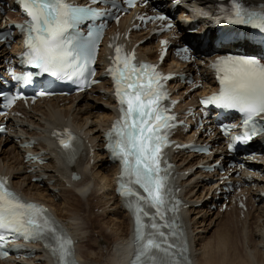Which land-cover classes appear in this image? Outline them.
Masks as SVG:
<instances>
[{
	"label": "snow or ice",
	"instance_id": "1",
	"mask_svg": "<svg viewBox=\"0 0 264 264\" xmlns=\"http://www.w3.org/2000/svg\"><path fill=\"white\" fill-rule=\"evenodd\" d=\"M98 0H93L97 3ZM28 17L25 25H19L26 34V52L21 57L24 64L36 69L35 75H48L57 80L82 78L85 87L98 83L90 77L96 75L90 67L95 63L97 42L101 32L89 31L82 37L79 26L98 13L91 7H78L67 0H19ZM258 7L264 9V4ZM216 23L240 26L226 30L217 37L219 43L238 47L249 45L247 27L264 33V10L253 11L244 0H231V6L220 8ZM142 19V18H141ZM165 21L167 17H155ZM172 25L168 24L171 29ZM10 35V33H9ZM167 44V41H163ZM113 67L108 69L115 85V97L120 105V119L107 133V146L111 158L118 160L121 173L118 177V194L134 220L135 253L131 264H191L187 255V243L174 241L183 237L177 226L168 223L167 212H177V201L171 208L168 176L161 167L162 150L169 141L167 132L176 125L175 115L168 113L163 101L167 91L162 81L170 79L156 71V66L135 62V52L121 55L115 47ZM188 52V48L181 49ZM164 53L161 54L163 60ZM187 58V57H186ZM264 49L260 52L219 55L211 64L219 84L217 93L202 99L204 106L234 110L243 116V133L234 138L246 143L256 135H264V127L257 118L264 120ZM18 83H34V73L12 77ZM52 91L38 92L37 96L53 95ZM19 95L9 103L20 99ZM227 131V129H222ZM59 142L60 150L68 164L75 162L77 137L69 130L52 134ZM26 147L31 145H25ZM233 144L229 145L232 150ZM28 159L43 163L39 157ZM74 179L79 177L74 176ZM137 189L142 190L138 191ZM154 213V214H153ZM165 229L167 231H165ZM0 231L14 233L26 241H50L45 246L56 258L57 264H76L74 245L62 226L43 206L25 201L12 191L5 178L0 177ZM4 237L0 236V240Z\"/></svg>",
	"mask_w": 264,
	"mask_h": 264
},
{
	"label": "bare ground",
	"instance_id": "2",
	"mask_svg": "<svg viewBox=\"0 0 264 264\" xmlns=\"http://www.w3.org/2000/svg\"><path fill=\"white\" fill-rule=\"evenodd\" d=\"M246 1L259 3V0ZM181 2L184 7H191L193 13L184 18L183 14L186 12L180 11L176 22L177 29L184 32L190 22L197 21L199 32L207 33L211 26L210 20L215 15L216 0ZM134 38L138 41L143 36L135 35ZM183 38L187 37L183 34ZM156 48L157 44L151 40L138 51L143 57L147 55L155 58ZM13 54L12 49L0 45V59ZM174 67L191 73L188 67ZM170 69L168 66V70ZM106 85L107 83H103L91 94L79 96L69 102L55 98L37 104L30 110H24L23 119H7L9 131L0 137V173L9 176L12 185L27 198L48 205L66 224L78 240L77 254L82 264H128L133 253L132 239H128L131 222L121 210L120 202L113 193L116 170L103 151V131L112 120L114 108L107 97L109 90ZM175 87L172 86V89L176 99L181 101L180 109L194 105L197 97L208 92L201 90L186 95L188 89L180 92L175 91ZM63 124L71 126L86 147L85 153L73 167L57 161L54 149L45 144V130L50 126ZM194 135L192 133L187 138L192 139ZM16 138L19 143L26 138L37 142L38 146L34 149L48 153L47 165L35 168L29 173L30 169L23 163ZM177 138L183 139V136ZM200 141L210 140L201 138ZM174 159L179 174L177 182L182 187L186 204L189 205L184 211V219L191 242L193 264H264V206L248 212L239 222L233 218L223 220L227 213L220 216L207 212L203 207H193L194 204L204 201V179H211V176L192 170L198 164L208 162L210 158L178 155ZM73 171L80 173V181L69 180ZM186 173L189 175L180 176ZM33 179L40 182L33 183ZM253 182L256 186L263 183L261 179H254ZM20 263L11 259L2 264ZM24 264L52 262L39 251L33 259L24 261Z\"/></svg>",
	"mask_w": 264,
	"mask_h": 264
},
{
	"label": "rangeland",
	"instance_id": "3",
	"mask_svg": "<svg viewBox=\"0 0 264 264\" xmlns=\"http://www.w3.org/2000/svg\"><path fill=\"white\" fill-rule=\"evenodd\" d=\"M96 212V211H95ZM230 218V217H229ZM220 220V219H219ZM223 220H225V218L223 219ZM256 224H258V223H256ZM231 232V231H230Z\"/></svg>",
	"mask_w": 264,
	"mask_h": 264
}]
</instances>
